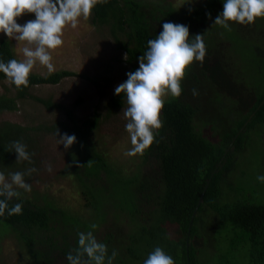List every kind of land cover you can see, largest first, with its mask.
Listing matches in <instances>:
<instances>
[{"label":"trees","instance_id":"16d2710c","mask_svg":"<svg viewBox=\"0 0 264 264\" xmlns=\"http://www.w3.org/2000/svg\"><path fill=\"white\" fill-rule=\"evenodd\" d=\"M175 3L97 0L88 17L129 65L138 61L165 21L188 25L190 37L204 34L205 58L186 68L181 95L164 100L162 127L154 130L152 145L140 154L150 169L137 175H118L88 143L96 120L88 127L80 125L61 104L29 93L33 87L89 76L68 70L31 72L28 85L17 88L0 73V83L9 82L15 91L12 97L0 95V112H16L18 101L30 98L48 110L63 111L70 123L37 128L0 124V170L36 167L39 132L60 128L62 135L76 136L70 154L73 166L67 172L78 180L85 205L92 209L90 219L81 222L50 202L13 198L9 205L22 202V214L0 217V235L13 234L22 243L25 264H68L67 253L78 247V232H98L110 211L115 221L127 218L131 226L127 239L107 229L97 238L108 246L109 255L117 251L113 264H143L156 246L175 264H264V182L256 179L257 185H252L254 176L238 166L255 150V159L262 163L258 173L264 172V18L252 24L230 22L226 30L214 24L222 0H201L192 6ZM13 58L17 59L12 44L0 38V59ZM126 102L123 93L111 101L118 106ZM15 140L27 145L31 164L16 161L10 152ZM30 178L25 177L27 182Z\"/></svg>","mask_w":264,"mask_h":264},{"label":"clouds","instance_id":"9594fccd","mask_svg":"<svg viewBox=\"0 0 264 264\" xmlns=\"http://www.w3.org/2000/svg\"><path fill=\"white\" fill-rule=\"evenodd\" d=\"M97 0H0V33L14 39L17 44L25 42L21 51L23 59H0V73L17 87L27 86L34 66H45L54 71L51 50L63 44V31L67 26L76 29L81 17L87 19ZM222 11L215 17L214 24L230 30V22L252 24L257 18H264V0H222ZM34 18L18 23L24 14ZM206 55L204 34L190 37L189 26L183 23L165 21L162 30L147 41V48L138 57L139 67L128 72L127 79L119 83L115 95L123 93L127 107L122 109L127 122L132 147L126 155L142 154L154 139V130L162 127L160 113L164 107L163 96L179 97L182 93L181 80L185 70L194 61L202 62ZM126 57V55H125ZM193 89V95H196ZM58 138V129H57ZM58 140L65 149L76 142L74 134L60 135ZM10 152L16 154V161L32 163L33 154L21 140L12 141ZM47 170H52L51 165ZM35 167L23 171L5 173L0 170V217L22 214V202L9 205L13 198L19 199L20 190L30 192L32 186L25 179L37 172ZM257 180L264 182V174ZM95 224L92 228H96ZM78 247L67 253L68 264H113L118 255L115 249L108 253V246L98 241L93 231L78 232ZM143 264H175L173 257L160 246L151 251Z\"/></svg>","mask_w":264,"mask_h":264},{"label":"rangeland","instance_id":"374dc122","mask_svg":"<svg viewBox=\"0 0 264 264\" xmlns=\"http://www.w3.org/2000/svg\"><path fill=\"white\" fill-rule=\"evenodd\" d=\"M142 1L156 6L164 2V0ZM175 1L177 6H192L195 4L194 2L201 0ZM31 18L24 14L22 17H18L17 21L23 24ZM88 19L81 17L76 29L67 26L63 31V44L51 52L55 65L54 71L68 70L79 75H87L89 80L81 76L67 78L55 86L33 87L29 93L33 97L50 98L54 103L61 104L71 112L80 125L87 124L88 127L91 122L96 120V127L90 132L88 143L118 175L132 177L142 170H149L150 166L143 165L140 154L135 156L125 154L127 149L132 147L129 133L125 128L127 120L122 112V109L127 107V102L121 106L115 104L117 106L115 108L111 101L116 96L115 87L125 81L126 74L132 68L137 69L139 63L133 61L131 65L126 64L128 62L124 61V55L114 48L111 39L107 38L108 36L106 37L102 31H97L92 27ZM0 38L8 39L17 59H23L21 49L25 42L17 44L14 39L3 33H0ZM31 72L40 75L49 73L48 69L39 62ZM7 94L10 97L15 96V91L9 82L4 81L0 83V95L7 96ZM171 96V94H166L163 99L167 100ZM18 105L16 112H0V124L8 122L34 128L43 125L51 127L60 121L70 124L63 111L48 110L33 99L19 100ZM57 129L59 138L62 135L60 128L50 131L42 129L39 132L40 150L38 149L35 154V168L38 171L30 175L31 180L29 179L28 183L31 184L32 190L30 192L20 190L21 196L42 205L50 202L65 209L70 215L78 216L81 222H85L90 219L89 215L92 209L85 205L82 186L78 180L73 174H68L73 166L70 154L74 149L72 146L65 149L60 144L56 135ZM254 153L255 150H251L250 155H246L238 166L241 172L245 170L246 173H251L254 176L251 179V184L255 186L257 185L256 176L259 174L257 169L262 163L255 159ZM49 164L52 168L50 172L47 170ZM152 167L156 169L154 163H152ZM3 171L5 173L12 172L7 168ZM235 183L237 186L236 181ZM113 214H115L114 211H110L105 224L99 228L98 232L94 233L96 238L102 236L107 229L113 233L120 231L119 239L121 240L131 230L127 218L117 222ZM125 243L122 242V245ZM216 246L219 247L218 241ZM26 259L25 248L13 234L3 233L0 235V264H25Z\"/></svg>","mask_w":264,"mask_h":264},{"label":"bare ground","instance_id":"6f19581e","mask_svg":"<svg viewBox=\"0 0 264 264\" xmlns=\"http://www.w3.org/2000/svg\"><path fill=\"white\" fill-rule=\"evenodd\" d=\"M4 85V84H3ZM35 88V87H34ZM7 96H8V94H7ZM28 99V98H27ZM22 100V99H21ZM18 105V104H17ZM42 114V113H41ZM41 116V115H40ZM41 118H42V116H41ZM8 123V122H7ZM8 125V124H7ZM9 126H10V124H9ZM40 150V149H39ZM14 153V152H13ZM14 155V154H13ZM13 161V160H12ZM9 165V164H8ZM7 167V166H6ZM5 168V167H4ZM8 169V168H7ZM66 175V174H65Z\"/></svg>","mask_w":264,"mask_h":264},{"label":"water","instance_id":"95a60500","mask_svg":"<svg viewBox=\"0 0 264 264\" xmlns=\"http://www.w3.org/2000/svg\"><path fill=\"white\" fill-rule=\"evenodd\" d=\"M201 200V199H200Z\"/></svg>","mask_w":264,"mask_h":264}]
</instances>
